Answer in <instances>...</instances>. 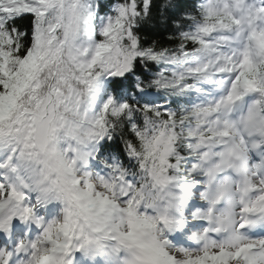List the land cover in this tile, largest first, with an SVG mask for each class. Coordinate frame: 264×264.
I'll list each match as a JSON object with an SVG mask.
<instances>
[{
	"label": "clouds",
	"instance_id": "1",
	"mask_svg": "<svg viewBox=\"0 0 264 264\" xmlns=\"http://www.w3.org/2000/svg\"><path fill=\"white\" fill-rule=\"evenodd\" d=\"M87 2L95 16L103 15L101 0ZM251 5L259 8L264 0H164L161 8L177 10L176 23L187 31L215 21L205 20L207 8L235 16L239 25H217L205 35L217 50L199 59L211 63L222 54L246 53L257 65L250 75L264 86V13ZM232 75L195 82L203 95L166 94L163 102L181 118L141 123L142 139L125 121L115 127L109 121V139L100 140L89 123L98 103L81 108L87 121L63 105L44 114L48 85L58 81L49 69L40 72L41 86L30 87L0 122V261L223 264L204 253L254 245L231 264H247L245 256L264 264V94L240 87L226 108L207 115L193 108L214 105Z\"/></svg>",
	"mask_w": 264,
	"mask_h": 264
},
{
	"label": "snow or ice",
	"instance_id": "2",
	"mask_svg": "<svg viewBox=\"0 0 264 264\" xmlns=\"http://www.w3.org/2000/svg\"><path fill=\"white\" fill-rule=\"evenodd\" d=\"M162 3L164 0H111L107 8L103 5V15L95 16L87 0H0V122L9 119L30 87L41 86L37 77L46 68L58 83L48 85L44 114L63 105L87 121L86 110L81 108L98 103L99 112L89 123L100 140L109 139V121L114 122L113 127L125 121L131 134L141 139L137 130L141 123L146 126L152 118H163L164 124L176 122L181 115L169 103H157L150 97L193 90L203 95L195 82L206 81L211 74L229 71L233 75L229 90L214 105L193 106L205 115L231 105L240 87L259 88L264 94V86L250 75L257 65L246 53L239 58L222 54L211 63L199 59L217 50L206 34L217 25L227 30L240 20L229 12L219 16L207 8L205 20L215 17V21L187 31L176 23L177 10H162ZM250 8L264 13V5ZM81 34L84 43L77 45ZM44 43L48 47L42 50ZM240 227H244L243 221ZM254 247L244 245L236 252L221 249L215 254L206 252L204 257L231 264V259L241 258L244 249ZM244 258L247 264H255Z\"/></svg>",
	"mask_w": 264,
	"mask_h": 264
}]
</instances>
